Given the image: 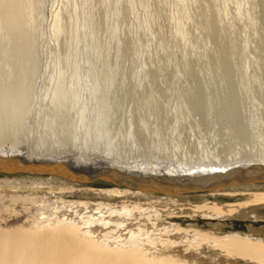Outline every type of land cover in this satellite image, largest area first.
I'll return each mask as SVG.
<instances>
[{"label":"rangeland","instance_id":"374dc122","mask_svg":"<svg viewBox=\"0 0 264 264\" xmlns=\"http://www.w3.org/2000/svg\"><path fill=\"white\" fill-rule=\"evenodd\" d=\"M23 1L31 7L22 21L33 69L30 117L14 127L16 39L0 24V89L8 104L0 111L10 113L0 119V150L10 152L21 133L25 154L117 167L264 158V0ZM17 177L27 178L0 175V193L59 188ZM24 205L0 212V226L43 221Z\"/></svg>","mask_w":264,"mask_h":264},{"label":"bare ground","instance_id":"6f19581e","mask_svg":"<svg viewBox=\"0 0 264 264\" xmlns=\"http://www.w3.org/2000/svg\"><path fill=\"white\" fill-rule=\"evenodd\" d=\"M30 8L23 0H0L1 27L16 39L13 47L16 59L14 64H10L16 70L13 90L19 109V118L14 122L16 129L25 125L30 117L27 103L30 101L29 82L33 69L22 23L24 17L31 13ZM54 27V32L58 33L59 22ZM183 28L180 25L178 32H183ZM2 104L6 105L7 100L0 89ZM9 114V108L0 111L1 122L10 118ZM239 115L236 117L244 122L245 118L242 116L241 119ZM61 117L58 114V118ZM20 134L15 135L10 152L0 150L1 156H22L35 162H66L78 171L108 169L110 174L183 177L214 171L218 174L220 170L227 171L229 167L244 164H264V158H260L227 165L201 164L167 170L138 165L117 167L106 164V161L96 164L70 157L55 159L25 154ZM240 134H246L245 125L241 127ZM14 175L27 176L17 178L46 182L59 188L29 190L28 194L20 193L19 189H13L9 195L0 193V212L9 211L22 201L25 205L20 210L35 208L43 215L40 223L0 226V264H264L262 184L209 193L159 195L130 187V181L129 184H120L119 180L118 184L112 183L114 187L104 188L95 187L93 184L96 182L84 184L61 176ZM217 196L232 197L234 201L208 200ZM2 201L7 204H2ZM17 219L20 220L14 217L11 221ZM51 224H55L54 227ZM246 224L247 231L237 229L239 226L243 229ZM227 225L232 229H226Z\"/></svg>","mask_w":264,"mask_h":264},{"label":"water","instance_id":"95a60500","mask_svg":"<svg viewBox=\"0 0 264 264\" xmlns=\"http://www.w3.org/2000/svg\"><path fill=\"white\" fill-rule=\"evenodd\" d=\"M215 172V171H214ZM203 173L198 176H134L119 174L108 169H90V171H78L71 164L43 160L35 162L25 160L22 156L11 157L0 155V174H31V175H54L61 176L72 181H81L84 184L93 182H111L118 184V181H130V187L135 189L156 192L159 195H183L209 193L215 190L227 189L230 187H245L264 185V164H244V166L229 167L227 171L220 173ZM134 178V179H132Z\"/></svg>","mask_w":264,"mask_h":264}]
</instances>
